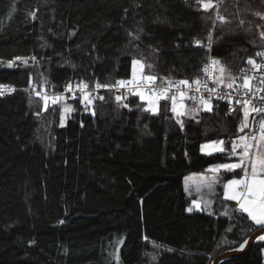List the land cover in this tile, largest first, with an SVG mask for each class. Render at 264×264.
<instances>
[{
  "label": "trees",
  "instance_id": "16d2710c",
  "mask_svg": "<svg viewBox=\"0 0 264 264\" xmlns=\"http://www.w3.org/2000/svg\"><path fill=\"white\" fill-rule=\"evenodd\" d=\"M214 2L231 23L213 28L216 9L205 12L196 0H0V83L16 89L0 97V264H210L249 237L252 222L222 197L233 173L214 174L222 179L213 202L199 210L184 185L188 174L230 160L200 145L223 139L229 149L239 110L229 115L213 100L212 112L182 117L181 128L168 101L153 115L136 96L117 102L100 89L88 112L78 97L66 99L75 111L60 126L61 104L44 111L42 95L26 89L115 84L131 78L133 58L152 65L146 74L173 80L201 76L208 56L235 75L264 49V20L255 15L264 0ZM263 248L254 241L219 264H264Z\"/></svg>",
  "mask_w": 264,
  "mask_h": 264
},
{
  "label": "snow or ice",
  "instance_id": "6c2138e0",
  "mask_svg": "<svg viewBox=\"0 0 264 264\" xmlns=\"http://www.w3.org/2000/svg\"><path fill=\"white\" fill-rule=\"evenodd\" d=\"M196 5L205 12L210 9H216L213 28H215L217 21L220 23H231L224 15L220 14L218 5L214 0H196ZM125 12H127V9ZM30 15L35 18L34 12L30 13ZM255 15L264 20V13L256 12ZM244 23L245 21L242 19L239 21L240 25ZM257 27H261L259 36L261 41L264 42V26L257 25ZM142 31V28H137L136 34L129 32V36L133 40H139V33ZM213 42V32L209 31L206 45L209 51L212 50ZM195 45L202 46V41L196 39ZM256 56L264 58V51H257ZM32 59L35 60V57ZM15 60H22L24 64L28 63V60L22 57H16ZM246 63L255 70L254 73L248 75L242 69L240 76H234L219 58L212 57L202 67L204 77H207V79L197 76L192 80H173L169 77H158L151 73L146 74L145 68L151 69L152 65L146 64L142 59L133 58L131 61L132 71L130 79L117 80L115 84L111 85L101 84L100 82H96L94 85V90L96 91L101 88L126 89L128 94L138 97L142 102V111L153 115L160 112L161 101H168L170 102L168 110L181 128L184 126L182 117L188 116L194 119L201 109L205 112H212L213 98L217 100L223 99L228 102L229 115L237 111L236 107L232 106L233 103L239 106L242 119L239 123L238 134L234 139L230 138L228 141L230 148L226 149V141L223 139L210 140L200 145L201 153L210 156L213 153H221L229 159L232 157L238 158L236 162L219 163L210 168L212 173H218L221 169L227 173H233L232 178L227 179L222 184V197L225 201H234L236 210L242 215L246 214L247 219L254 226L249 229V231L256 233L254 236H245L241 237L240 241H232L235 246L234 250H243L248 246L249 240L264 242V95H259L264 93V60L257 62L253 57H249ZM13 64L14 61H10L8 67L11 68ZM158 80L161 81L159 86L157 85ZM209 80L214 85L213 87H209ZM241 80L242 83L239 82ZM29 83L31 84V79ZM76 89L81 94L79 100L87 111L89 106L93 105L96 97L93 95V91L89 90V84L86 81L82 80L77 83ZM15 90L9 84L0 83V97ZM66 91H73L71 83L66 86ZM204 92H207L208 95L205 96ZM36 94L41 96L40 92ZM233 96L236 97L235 101H233ZM41 98L44 111H47L50 103L51 105L61 104L65 99L62 95L49 97L46 94V90ZM73 98L77 97L74 95ZM99 99L103 100L104 98L100 96ZM115 99L120 102L127 99V95H117ZM189 100L195 106L189 108L185 103ZM123 107L129 108V105L125 103ZM137 107L141 106L138 105ZM129 110L131 109L129 108ZM62 111L60 126H64L66 116L75 111V109L71 105L65 104L62 105ZM93 114H95L94 109ZM36 115H40V113L37 112ZM257 117L260 118L257 120ZM246 129L249 131L245 132ZM221 179V177L215 175L211 178L201 177V180L204 181L210 190H213L215 184L220 182ZM193 204L197 209L201 207L197 201H193ZM188 211L191 212L192 208L190 207ZM145 239L147 240V237ZM156 246L159 247V245ZM116 259L119 260L118 255Z\"/></svg>",
  "mask_w": 264,
  "mask_h": 264
},
{
  "label": "built area",
  "instance_id": "2783aa9c",
  "mask_svg": "<svg viewBox=\"0 0 264 264\" xmlns=\"http://www.w3.org/2000/svg\"><path fill=\"white\" fill-rule=\"evenodd\" d=\"M218 1V0H217ZM263 51H264V49H263ZM209 58H211L210 56H208V58H207V61H206V63L208 62V60H209ZM257 60V62H261V60H264V58H262V57H259L258 59H256ZM244 70V72L246 73V74H248V75H252L253 73H254V69H252V67L250 66V65H244V66H242V67H240L237 71H236V73H235V75L234 76H240L241 75V70ZM257 75H259V73H257ZM201 77H204V74L202 73V75H201ZM204 79H207V77H204ZM97 82V81H96ZM95 82V83H96ZM240 83H242V80L241 81H239ZM69 83H71V85H72V89H73V91L72 92H68V91H66V88L65 89H63L62 91H59V92H51V91H47L45 88H44V86L43 85H40V86H28L26 89H28V90H33V91H35V92H40L41 93V95H44L45 94V90H46V94L47 95H49V97H51V96H53V95H62V96H64L65 97V99H68V100H72V99H75V98H73V96L75 95V97H80V93L77 91V89H76V85H77V83H79V82H69ZM68 83V84H69ZM95 83L94 84H89V90H91V91H93V95L95 96L98 92H99V90L98 91H96V90H94V85H95ZM161 84V81H157V85L159 86ZM208 85H209V87H213L214 85L212 84V82L209 80L208 81ZM101 89H105V88H101ZM105 90H110L112 93H113V95H114V97H116L117 95H127L128 93L126 92V89H123V88H120V89H116V88H112V89H105ZM5 94H7V93H5ZM205 96H207L208 95V93L207 92H204L203 93ZM259 95H264V93H260ZM235 99H236V97L235 96H233V101H235ZM213 100H217V99H215V98H213ZM212 100V101H213ZM220 101H224L225 103H226V106H227V111H228V113H229V104H228V102L226 101V100H223V99H221ZM82 104V103H81ZM233 107H236V109H237V111L239 110V106L238 105H235L234 103H233V105H232ZM82 107H83V111L84 112H88V110L86 111L85 110V107H84V105L82 104ZM234 113H236V112H233L232 114H234ZM260 117H257V120L259 119ZM257 128H258V124H257Z\"/></svg>",
  "mask_w": 264,
  "mask_h": 264
},
{
  "label": "rangeland",
  "instance_id": "374dc122",
  "mask_svg": "<svg viewBox=\"0 0 264 264\" xmlns=\"http://www.w3.org/2000/svg\"><path fill=\"white\" fill-rule=\"evenodd\" d=\"M40 85H43L44 86L45 83L44 82H41ZM65 104L71 105L66 99H64L61 102V108H62V105H65ZM193 106H195V105H191V106H188V107L191 108ZM62 114H63V111L61 109V115ZM69 115L70 114H68L66 116L65 122H66V120H67V118H68ZM208 141H210V140H208ZM208 141H204L203 143H206ZM203 143H201V144H203ZM202 154H204V153H202ZM213 154H216V153H213ZM205 155H207V154H205ZM236 161L237 160H227L225 162H220V163L236 162ZM216 164H219V163H216ZM216 164L210 165L208 167V172L207 173H190L187 176H185V178H184V185H185L186 192L188 194L196 193L198 195L197 202L202 203L203 205L205 204V206H211V204L213 202L212 201V198L213 197H211V190H209L208 187L205 185L204 181L201 180V177H208V178L213 177V175L215 173H212L210 171V168H211V166L216 165ZM221 170H223V169H221ZM208 190H209V192H207ZM208 202H210V203H208ZM232 202H234V201H232ZM192 208H194V210H199L200 209V208L197 209L194 204L192 205ZM262 255H263V260H264V248H263ZM215 257H213V260H214ZM213 260L210 262V264H213Z\"/></svg>",
  "mask_w": 264,
  "mask_h": 264
},
{
  "label": "water",
  "instance_id": "95a60500",
  "mask_svg": "<svg viewBox=\"0 0 264 264\" xmlns=\"http://www.w3.org/2000/svg\"><path fill=\"white\" fill-rule=\"evenodd\" d=\"M238 158L237 157H232L230 160H237ZM256 233L253 231L249 237H252L254 236ZM254 243L253 240H249V244L247 247H245L243 250H234V249H230V250H226L220 254H218L214 260H213V264H219L220 261L224 260V259H227V258H230V257H235V256H240V255H243L245 254L249 248L251 247V245Z\"/></svg>",
  "mask_w": 264,
  "mask_h": 264
}]
</instances>
